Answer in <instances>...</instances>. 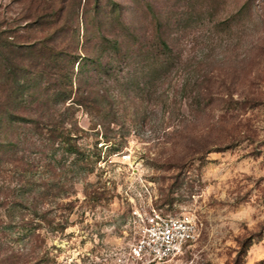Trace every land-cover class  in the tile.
Wrapping results in <instances>:
<instances>
[{
  "label": "rangeland",
  "instance_id": "1",
  "mask_svg": "<svg viewBox=\"0 0 264 264\" xmlns=\"http://www.w3.org/2000/svg\"><path fill=\"white\" fill-rule=\"evenodd\" d=\"M108 38L140 49L119 70L132 72L140 98L132 107L122 103L116 116L72 110L83 129L79 143L95 153L87 198L77 183L70 212L54 199L39 202V212L69 224L63 231L42 227L31 246L25 222L39 198L21 190V174L49 151L40 141L46 131L34 132L44 101L32 59L44 43L79 41L76 54L101 62L91 63L90 73L103 94L97 70ZM161 40L188 59L185 72L173 70L168 79L187 76L214 93L200 105L181 101L179 125L161 107L172 98L170 85L152 93L163 78L149 64ZM81 75L74 82H87ZM152 209L190 213L198 224L195 241L152 264H264V0H0V264H132L128 250Z\"/></svg>",
  "mask_w": 264,
  "mask_h": 264
},
{
  "label": "trees",
  "instance_id": "2",
  "mask_svg": "<svg viewBox=\"0 0 264 264\" xmlns=\"http://www.w3.org/2000/svg\"><path fill=\"white\" fill-rule=\"evenodd\" d=\"M39 44H42L41 41ZM44 45L45 50H39L36 60L32 59V62L38 59L40 80L35 82L34 77L29 72L26 84L27 87H31L34 82L37 83V87L41 92L42 101H44L41 104V113L44 120L42 119L41 122L34 120L36 124L34 132H36L35 134H43L46 131V136L43 135L40 141H45L46 148L49 146L45 162L38 164L33 169L24 166L21 174L22 180L27 185L21 190L24 192L34 190L37 194L32 199L39 198L32 200L31 204L33 203L34 208L31 213L32 217L29 220L26 219L25 222L26 229L33 231L28 240L31 246L34 240L37 241L40 237L42 227L48 226L52 227L53 231H63L69 224L68 217L55 223V218L50 217L46 211L41 210L39 212L37 206L39 202L46 203L48 199H54L53 202L58 201L54 204L58 205V209L65 208L70 212L73 209V206L70 207L72 203L70 199L73 193L76 192L75 185L77 183L84 184L83 193L87 198L88 183L86 176L93 171L95 165V160L89 156H94L95 153L92 154L90 152L93 151L89 150L87 154L88 150L79 143V132L83 129L78 126L72 110L75 106H81L87 108V113L95 118L108 114L116 116L121 113L122 103L132 107L135 99L140 98L138 96L140 95L139 91L135 90V87L138 88V86H135L132 82V72H127L126 75L119 74L120 69H126L130 65L133 55L140 56V49L133 50L134 48L129 43L118 40V38L107 39L104 48L108 52L107 59L104 65H101L103 68L97 70L105 77L102 82L104 85L102 88L103 94H99L97 92L99 82H96V79L90 73V64L92 63L94 67H98L101 62L98 59L93 60L86 54H76L79 41L75 45L66 47H60V45L54 47L52 44L45 43ZM156 48L159 54L152 56V61L149 64L154 67L158 74L157 77L159 79L160 77L163 78L157 80L156 88L152 93L161 94L157 93L159 87L164 84L170 85L172 98L169 102L164 100L161 107L164 110V115L168 113V119L171 122L176 119L179 122L177 125H179L183 117L181 101L191 98L196 103L199 101L198 105H200V99L204 100L207 96L210 98L214 93L208 86H204V90L196 89L195 85L198 86V83H192L187 76L181 80H169V74L173 70L177 73L185 72L188 59H183L182 54H175L174 46L166 40H161ZM37 62H35L36 65ZM79 73L82 74L81 77L83 78L87 74V82L82 79L79 80V84L77 81L74 82V77L76 75L78 77ZM129 78H132L131 82H129ZM122 79L125 81L122 82ZM83 84L85 85L82 86ZM74 86H76V90H74ZM116 86L124 87L123 91L125 93L118 94V92H115ZM157 101L159 103L163 100H160L157 96ZM19 119L33 122L30 119ZM27 164L29 165V162ZM13 203L14 206L17 205L14 201ZM24 205L28 207L27 203ZM66 205H69V207Z\"/></svg>",
  "mask_w": 264,
  "mask_h": 264
},
{
  "label": "built area",
  "instance_id": "3",
  "mask_svg": "<svg viewBox=\"0 0 264 264\" xmlns=\"http://www.w3.org/2000/svg\"><path fill=\"white\" fill-rule=\"evenodd\" d=\"M143 221L141 234L128 250L132 264L164 262L198 237V224L190 213L163 215L152 209Z\"/></svg>",
  "mask_w": 264,
  "mask_h": 264
}]
</instances>
